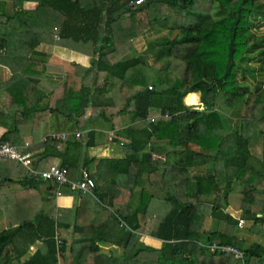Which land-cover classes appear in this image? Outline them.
<instances>
[{
  "label": "trees",
  "instance_id": "obj_1",
  "mask_svg": "<svg viewBox=\"0 0 264 264\" xmlns=\"http://www.w3.org/2000/svg\"><path fill=\"white\" fill-rule=\"evenodd\" d=\"M25 1L38 4L29 10ZM130 1L0 0V64L11 71L0 143L30 135L44 148L39 159L60 158L70 178L83 164L96 181L93 194L64 187L79 197L74 209L53 206L0 226V264H60L56 234L66 264H240L211 250L214 242L244 250L245 264H264V0ZM45 45L91 64L65 67ZM50 71L63 81L50 83ZM192 92L201 105L185 103ZM51 114L85 136L40 143ZM105 128L122 158L89 156L106 143ZM3 181L36 190L45 182ZM47 182L53 200L57 184Z\"/></svg>",
  "mask_w": 264,
  "mask_h": 264
},
{
  "label": "crops",
  "instance_id": "obj_2",
  "mask_svg": "<svg viewBox=\"0 0 264 264\" xmlns=\"http://www.w3.org/2000/svg\"><path fill=\"white\" fill-rule=\"evenodd\" d=\"M37 2L35 1H25L24 2V8L26 9H35L37 6ZM42 49L49 54V60H56L57 62H61L65 67H68L70 63H80L85 66H89L91 64V56L82 54L73 50L66 49L61 46H49L45 45L42 47ZM55 62V61H54ZM0 72L4 73L5 76L0 75V102L3 103L6 100V97L8 95V92L3 88V84L5 85L8 83L11 71L8 65L6 64H0ZM47 79L50 83L52 82H61L64 78L63 74H59L56 72H47ZM192 95H197V102L192 103L195 104L194 106L201 105V94L200 92H192L189 93L184 99L186 102L189 103V98ZM48 123L45 121L41 125V129L39 132L40 143L45 142L47 136L50 133H60L59 131H55L52 129V124L48 125ZM127 126L122 127V129H126ZM7 128L0 125V137L7 132ZM69 130V129H68ZM77 129L69 130V131H75ZM65 130H62L61 132H64ZM66 131V132H69ZM85 133L86 131L83 130ZM110 129L105 128L104 132L107 133ZM85 136V135H84ZM24 142L21 144H17L19 146H22L25 144L26 141L31 143V146L26 148L23 147V151H28L32 153V164L37 169H46L52 164H58L60 165V158L58 157H44L42 159H39L41 156V152H43L44 148L39 147V145H36V140H33V138L30 135L24 136ZM110 136H107L106 143L100 144L96 147H92L88 150V154L90 157H107V158H117L124 156V153L122 149L118 147L117 144L109 142ZM115 144V145H111ZM109 145V146H108ZM37 148V149H36ZM158 157L154 154V158ZM58 162V163H57ZM63 166V165H62ZM84 167L83 164L78 165L77 167L71 169V178L72 179H78L80 177V173L82 168ZM25 176H29L28 170L19 161L10 160V159H2L0 158V210L5 209L3 213H1L0 216V226L7 227L10 224L17 225L21 221L27 219H33L36 214H38L41 210H44L46 213H49L53 206H57L62 209H74L79 205V197L77 193H65L63 188V194L61 196L56 195L55 191V204H52L50 202L51 197L49 196L47 192V186L48 182L45 181L38 190L31 187H23V186H11L12 184L10 181H3L7 178H14V179H22ZM66 187V186H65ZM73 190V189H71ZM6 196H9V199H6ZM50 198V199H49ZM53 201V200H52ZM50 204H49V203ZM149 242H151V245L156 247H161L163 244V241L160 239H156L154 237H151L150 235H147ZM145 240V237H144ZM149 244V243H148ZM37 245H32L30 249V254L35 251ZM16 262V260H14Z\"/></svg>",
  "mask_w": 264,
  "mask_h": 264
},
{
  "label": "built area",
  "instance_id": "obj_3",
  "mask_svg": "<svg viewBox=\"0 0 264 264\" xmlns=\"http://www.w3.org/2000/svg\"><path fill=\"white\" fill-rule=\"evenodd\" d=\"M144 2V0H131L129 3V6L136 7L137 5H140ZM194 106V105H193ZM165 116H168V113H166ZM153 120V119H152ZM85 132L83 130H75V131H69V132H60V133H50L52 138L66 141L69 138H82L84 137ZM108 135L110 136V139L113 138L114 131L110 130L108 131ZM31 143L26 141L23 147H30ZM23 147L19 146L17 144H13L9 141L0 143V158L2 159H10L19 161L28 170V174L31 177H35L39 180H53L56 185V195L61 196L63 194V188L65 186L69 187L73 190H83L89 193L93 194L94 187L96 185L95 179L90 175L88 168H83L82 173L78 179H72L68 176L69 171L68 167L61 166L58 164H52L46 169H37L33 167L32 165V153L23 151ZM240 226H243V220L240 221ZM63 240L60 238L58 234H56V247H57V255L60 261V264H66L63 261ZM211 250H217L222 253H230L232 254L239 262L240 264H245V251L239 248L236 245L233 244H219L217 242H214L210 245H208Z\"/></svg>",
  "mask_w": 264,
  "mask_h": 264
},
{
  "label": "rangeland",
  "instance_id": "obj_4",
  "mask_svg": "<svg viewBox=\"0 0 264 264\" xmlns=\"http://www.w3.org/2000/svg\"><path fill=\"white\" fill-rule=\"evenodd\" d=\"M258 32L259 33H264V26H261V29H259L258 30ZM146 43H145V40L143 39H140V40H138L137 42H136V45H137V47H138V51L140 52V50L142 51L143 49H145V45ZM78 63V62H77ZM78 64H80V63H78ZM256 64V63H255ZM82 65V64H81ZM257 65V64H256ZM0 75H3V76H5L4 75V73H2V72H0ZM260 75L258 76L257 75V79H260ZM184 101H185V103L187 104V105H195V104H188L187 102H186V100L184 99ZM52 123H54V124H52ZM57 123V124H56ZM46 124H48V125H51L52 124V129L53 130H55V131H59V132H61L62 130H65V131H69V130H73L74 129V125L73 124H71V123H69L68 122V120L66 119V120H64V118H62V117H59V119L56 117V115H50L49 116V121H48V123H46ZM69 129V130H68ZM50 135V134H49ZM111 145H115V144H111ZM109 146V145H108ZM117 158H122V155H121V157H117ZM58 163V162H57ZM241 200H242V194L240 193V191H239V189L238 190H236L235 192H233L231 195H230V206H229V208H228V210L232 213V214H234V215H239V211H240V203H241ZM50 202H52V204H55V202H57V200H55V198L53 199V201L52 200H50ZM49 203V202H48ZM50 204V203H49ZM0 216H1V213H0ZM251 223L252 222H250V221H247L245 224L246 225H248V226H250L251 225ZM2 228H0V230H1ZM257 230L258 231H261L262 230V228L260 229V228H258L257 227ZM250 236H251V238L253 237V238H256L257 237V235L256 234H253V236H252V234H250ZM147 238H148V236L146 235L145 236V242L146 243H149V244H151V242H149V240H147ZM68 261H69V258H68ZM62 262H64V260L62 261ZM65 262H66V260H65Z\"/></svg>",
  "mask_w": 264,
  "mask_h": 264
},
{
  "label": "bare ground",
  "instance_id": "obj_5",
  "mask_svg": "<svg viewBox=\"0 0 264 264\" xmlns=\"http://www.w3.org/2000/svg\"><path fill=\"white\" fill-rule=\"evenodd\" d=\"M189 103L188 104H192V103H196L197 102V95H192L190 98H189Z\"/></svg>",
  "mask_w": 264,
  "mask_h": 264
}]
</instances>
